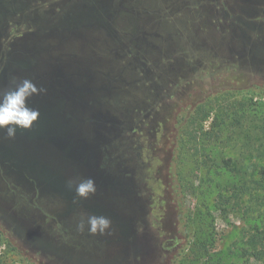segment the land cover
<instances>
[{
    "label": "rangeland",
    "instance_id": "1",
    "mask_svg": "<svg viewBox=\"0 0 264 264\" xmlns=\"http://www.w3.org/2000/svg\"><path fill=\"white\" fill-rule=\"evenodd\" d=\"M103 3L112 16H121L113 32L95 25L81 42L74 36L76 29L54 24L66 12L96 15ZM59 26L63 35L47 39L50 29ZM79 43L93 49L94 73L103 80L99 93L89 99L93 112L114 110L113 77L131 68L127 66L144 72L162 101L175 105L161 118L155 135L150 130L133 132L126 141L131 147L111 138L113 127L96 126L91 110L78 113V130L64 137L65 151L77 164L65 169L63 183L50 182L43 177L45 170H31L34 165L0 154L1 264H176L181 242L166 244L169 235L164 231H175L167 195L169 164L176 181L178 168L195 186L207 176L225 185L231 176L207 173V155L220 163L233 153L264 150V0H0V75L10 66L7 59L26 53L28 46L44 49L46 56L47 48L57 54L66 49L71 54L67 57L76 59ZM128 51L136 64L113 57ZM173 92L175 97L169 99ZM216 96L236 102L240 123L235 131L225 130L223 142L209 144L202 137L198 151L194 144L182 152L174 149L165 137L171 139L175 132L178 111ZM242 102L251 105L242 107ZM230 123L236 122L228 119ZM249 159L256 161L252 155L244 162ZM44 162L47 165V157ZM86 178L95 180L97 191L83 199L76 196L75 184ZM126 187L134 190L132 200L119 194ZM214 191L189 195L185 201L194 210L206 203L198 226L213 224L214 255L200 264H264L260 257L241 255L258 227L253 221L258 216L255 202L245 197L219 208ZM93 214L111 219L105 234H91L87 227L78 230L79 222Z\"/></svg>",
    "mask_w": 264,
    "mask_h": 264
},
{
    "label": "trees",
    "instance_id": "2",
    "mask_svg": "<svg viewBox=\"0 0 264 264\" xmlns=\"http://www.w3.org/2000/svg\"><path fill=\"white\" fill-rule=\"evenodd\" d=\"M127 48L131 50V47ZM131 56L132 58L129 60ZM113 57L122 64H136V59L131 61L134 57L131 51H128L127 54L124 52L117 53ZM127 67L131 68H127V71L125 69L117 71L118 73L114 75L112 81L114 90L112 95L115 94V97L110 100H113L112 104L116 109L115 119L109 121L108 119L93 118L92 121L97 122V126L104 130L113 127L115 133L111 138L123 143L121 144L123 146L131 147L130 143L126 144V141L133 132L137 130L148 132L150 130L155 135L160 131L161 118H164L166 112H172L171 109L175 104H172L171 101H162L158 91L151 87L150 82L145 79L144 72L133 66ZM174 97V92L169 93V99ZM219 97L221 96L206 97L198 103L190 104V106L185 104V107L178 111L175 132H173L171 139L165 137L169 143L171 142L170 145L174 149L182 152L188 145L194 144L195 150L198 151L200 149L198 144L201 143L202 137H205L209 144L217 141L223 142L225 130L234 129L233 131H235V125L240 123V119L236 118L238 112L234 110L236 102L229 103L227 101L230 99ZM249 104L251 105L250 102L241 103L242 107L249 106ZM140 114L142 115L141 122H137ZM228 119H233L236 123L228 124ZM207 121L210 122L208 129L205 126ZM232 126L233 128H230ZM233 154L236 155L224 157L220 163H215L213 158L207 155L211 161L210 168L206 169L207 173L221 174L224 172L231 176L232 179L225 185L207 176L195 186L192 181L184 178L183 172L178 168L176 181L174 168H172V164H169L170 181L167 182V195L169 194V200L172 201L170 212L175 231L167 229L164 231L169 235L165 239L166 244L181 242L182 251L174 256L176 264H200L207 259L212 260L214 255L212 252L215 248L213 246L216 242L213 224L208 222L206 228L198 226V221H201L205 214L202 208L207 209V204H199L194 210L187 208L185 201L189 195L198 194V192L206 194L209 191L214 193V190H216V201L219 208L226 209L239 204L245 197L255 202V210H257L258 216L253 221L255 225L258 224V227L247 238V244L242 247L241 255L243 257L251 255L264 259V150H256L254 154L249 151ZM252 155L256 161L253 162L252 159H249L248 162H244L248 156ZM258 159L260 161H257ZM255 172L256 174H254ZM243 175H248V177L243 178ZM169 245H167L168 248H170ZM3 262L5 260L0 258V264Z\"/></svg>",
    "mask_w": 264,
    "mask_h": 264
},
{
    "label": "water",
    "instance_id": "3",
    "mask_svg": "<svg viewBox=\"0 0 264 264\" xmlns=\"http://www.w3.org/2000/svg\"><path fill=\"white\" fill-rule=\"evenodd\" d=\"M60 18V20L56 19L54 24H66L68 30L76 29L77 34L74 36L79 37L81 42L88 38L85 34L88 35L90 29L94 30L95 25L103 27L107 32H113L115 26L122 20L118 14L112 16L105 3L97 9L96 15L90 11L85 13L77 11L66 12ZM63 28L59 26V30L50 29L51 33L47 35V39L49 37L59 39L65 32L62 31ZM42 50L28 46L26 53L18 52V55H13L7 59V64L10 66L1 69L0 92L15 87L16 83L24 79L33 81L38 87H43L47 91L33 96L28 101L30 107L38 108L41 112L38 122L30 130L17 129L16 137L9 139L5 130L0 129V154L34 165L31 170L47 171L46 173L43 171V177L50 182L63 183L61 177L65 169L77 164L75 156L65 151L64 137L72 136L69 130L73 132L78 130L75 128L78 113L92 111L93 106L89 99L99 93L103 80L100 75L95 74L98 70L93 69L96 62L92 61L94 52L87 43L77 44L76 50L80 51H78L80 58L76 59L68 58L67 56L71 54L66 49H63L66 53L57 54L47 48V56L43 55L45 51ZM115 111V108L111 111L109 108L106 113L98 114L92 111V114L95 115V119L113 121L112 114ZM97 124L96 122L95 125ZM85 125L89 127L88 124ZM46 157L47 165L44 162ZM122 190L119 194L132 200L134 190L129 187Z\"/></svg>",
    "mask_w": 264,
    "mask_h": 264
},
{
    "label": "clouds",
    "instance_id": "4",
    "mask_svg": "<svg viewBox=\"0 0 264 264\" xmlns=\"http://www.w3.org/2000/svg\"><path fill=\"white\" fill-rule=\"evenodd\" d=\"M46 91L47 89L38 87L33 81L24 79L16 83L15 87L0 92V129L5 130L9 139L16 137L17 129L30 130L38 122L41 112L38 108L30 107L28 101ZM67 186L71 189L73 181L69 180ZM96 191V183L92 178L80 180L75 184L77 197L87 199ZM111 225L109 217L93 214L87 216L86 222L81 220L77 227L81 232L87 227L91 234H105Z\"/></svg>",
    "mask_w": 264,
    "mask_h": 264
},
{
    "label": "crops",
    "instance_id": "5",
    "mask_svg": "<svg viewBox=\"0 0 264 264\" xmlns=\"http://www.w3.org/2000/svg\"><path fill=\"white\" fill-rule=\"evenodd\" d=\"M222 27V26H221Z\"/></svg>",
    "mask_w": 264,
    "mask_h": 264
}]
</instances>
